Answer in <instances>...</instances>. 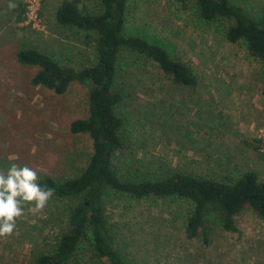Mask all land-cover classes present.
<instances>
[{"label": "rangeland", "instance_id": "374dc122", "mask_svg": "<svg viewBox=\"0 0 264 264\" xmlns=\"http://www.w3.org/2000/svg\"><path fill=\"white\" fill-rule=\"evenodd\" d=\"M61 1L40 0L33 24L24 10L17 20L9 7L23 9L20 0H0V170L15 162L56 182L77 177L91 153L86 135L68 131L87 115V90L73 83L55 95L32 86L37 69L18 64L15 54L36 48L75 69L94 65L92 42L54 23ZM81 1L98 12L97 0ZM229 2L254 21L264 16V0ZM122 34L163 48L191 69L196 85L175 84L141 58L119 53L114 89L122 98L115 112L123 128L111 161L115 175L138 182L183 172L230 181L253 171L263 180L264 158L242 144L257 139L264 152L262 67L245 47L227 42L190 4L175 0H127ZM78 201L51 198L38 214L26 206L13 233L0 237V264H33L50 252ZM102 203L107 241L124 264H264V224L249 210L235 218V232L210 225L204 239H189L184 222L192 204L186 200L108 192ZM68 264L97 263L86 247Z\"/></svg>", "mask_w": 264, "mask_h": 264}, {"label": "trees", "instance_id": "16d2710c", "mask_svg": "<svg viewBox=\"0 0 264 264\" xmlns=\"http://www.w3.org/2000/svg\"><path fill=\"white\" fill-rule=\"evenodd\" d=\"M99 10L90 12L81 0H62L54 10L58 26L80 32L92 42L95 63L75 69L61 64L36 48H20L15 60L37 70L30 79L40 86L62 95L70 84L87 90V115L69 124L70 134L86 135L91 153L79 175L56 182L44 177L39 182L55 190L53 199L79 197L67 220V229L53 249L38 255L33 264H68L76 262V253L90 248L97 264H124L107 241L102 197L110 192L133 199L147 198L186 200L192 209L184 222L187 238H205L207 228L215 225L225 232H235V218L251 211L264 224V179L253 171L224 181L191 173L174 172L154 180L130 182L112 171V158L122 146L123 122L116 114L121 94L114 89L117 78V57L127 53L168 77L173 83L193 90L196 78L191 69L169 58L166 51L138 36L122 34L127 0H97ZM181 6L190 4L197 17L216 27L229 43H241L247 53L262 67L264 91V16L259 21L248 18L241 8L229 0H175ZM17 20L23 11L19 3L12 8ZM221 26V28L219 27ZM259 141L242 144L260 152Z\"/></svg>", "mask_w": 264, "mask_h": 264}, {"label": "clouds", "instance_id": "9594fccd", "mask_svg": "<svg viewBox=\"0 0 264 264\" xmlns=\"http://www.w3.org/2000/svg\"><path fill=\"white\" fill-rule=\"evenodd\" d=\"M39 181L37 170L27 165L11 162L6 170H0V237L13 233L26 206L31 205L33 214L41 213L47 206L55 190Z\"/></svg>", "mask_w": 264, "mask_h": 264}, {"label": "built area", "instance_id": "2783aa9c", "mask_svg": "<svg viewBox=\"0 0 264 264\" xmlns=\"http://www.w3.org/2000/svg\"><path fill=\"white\" fill-rule=\"evenodd\" d=\"M23 6V17L27 22L35 23L37 21V12L40 0H20Z\"/></svg>", "mask_w": 264, "mask_h": 264}]
</instances>
